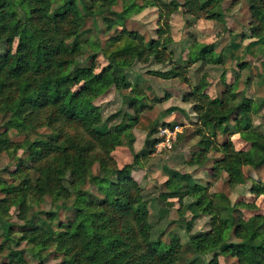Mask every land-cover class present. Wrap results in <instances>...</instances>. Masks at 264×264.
<instances>
[{
	"label": "trees",
	"instance_id": "trees-1",
	"mask_svg": "<svg viewBox=\"0 0 264 264\" xmlns=\"http://www.w3.org/2000/svg\"><path fill=\"white\" fill-rule=\"evenodd\" d=\"M136 1L133 0L134 6ZM143 1V8L159 9L158 37L146 41L136 32L118 33L102 48L111 67L98 74L96 56L88 60L86 67L78 64L86 50L80 41V31L86 23L84 14L96 20L102 16L109 26L122 24L125 17L112 10L116 0H65L57 7L56 0H0V45L8 47L0 55V119L5 128L0 133V153L23 149L30 160L19 159L17 170L11 175L13 182L0 179V191L5 194L0 199V264H28L25 251L15 249L23 243L31 247L39 264L45 263L43 253L50 249L60 256V264H202L203 258L211 254V264H220V255L235 258L239 264H264V216L237 219V205L223 192L198 190L191 175L164 167L169 178L165 185L173 197L188 183L187 195L196 198L188 207L196 217L193 219L202 213L210 216V230L189 238L195 257L184 263L180 238L172 236L169 244L161 236L153 238L147 193L133 176L139 170L140 155L122 168L113 157L122 146L124 134L131 129L147 134L150 150L142 156L152 154L159 142L153 139L158 123L141 114L145 106L135 96L130 98L129 106L136 109V115L124 113L123 120L110 127L111 118H119L121 113L104 121L95 101L112 86L119 91L132 89L128 70L137 61L154 59L163 63L172 56L173 14L182 10L190 15L203 13L225 23V0H183V4L177 0ZM246 1L252 38L257 40L248 49L264 47V0ZM107 12L111 17L106 16ZM233 48L239 49V45L234 44ZM198 61L221 64L225 57L217 54L213 45H202L188 60H172L174 67L170 71H156L153 75L171 80ZM239 66L244 68L246 63L240 62ZM207 88V82L201 81L184 97L185 102L195 101L201 124L211 133V139L204 137L201 141L203 151L190 164L207 160L210 145L215 144L212 137H217L218 131L228 133L234 122V132L252 149L238 151L232 141L215 145L214 150L223 157L215 161L213 174L216 179L226 174L230 186L243 185L245 166L264 165V132L253 123L252 101L246 97L236 100L240 94L236 83L226 85L215 99ZM176 111L181 109L167 110ZM44 129L50 133L33 140L27 138L21 144L14 143L10 136L15 131L30 137ZM251 191L264 195V185L255 182ZM47 196L69 204L65 220L54 212L40 211L31 216ZM185 196H180V203ZM158 198L166 202L169 193ZM12 208H17L23 225L9 220ZM178 211L183 217V212ZM192 226V222L186 223L187 232Z\"/></svg>",
	"mask_w": 264,
	"mask_h": 264
},
{
	"label": "rangeland",
	"instance_id": "rangeland-1",
	"mask_svg": "<svg viewBox=\"0 0 264 264\" xmlns=\"http://www.w3.org/2000/svg\"><path fill=\"white\" fill-rule=\"evenodd\" d=\"M64 1L56 0V7L62 5ZM147 1L153 3L157 0ZM158 1L171 3L174 0ZM177 1L184 3L183 0ZM132 3L133 0H116V4L112 7L114 12L125 17L126 20L122 24L109 26L102 16L97 17L96 20V18L84 14L86 23L80 31V41L86 46V50L78 61L80 67L89 65L88 60L92 56H96V73L102 74L109 70L111 65L104 58L102 48H106L112 38L124 30L136 32L144 36L146 41L158 37L159 9L154 6L143 8V0H137L136 6ZM223 9L225 23L221 20L207 18V15L203 13L190 15L182 10L173 14L170 18L171 35L175 41L170 47V51L173 52L172 56H169L163 63H158L154 59L149 62L137 61L128 70L133 84L132 89L119 91L112 86L95 101V104L101 108L104 121L121 113L119 118H111L110 127L118 125L123 120L124 113L136 115V109L129 106L130 98L135 96L141 101L140 103L143 101V106H145L141 114L158 123V130L153 139H158L160 142L155 146L152 154L142 156L145 151L150 150V145L146 135L135 137L132 131V133L125 134L122 146L114 151L113 157L117 165L122 168L133 163L134 157L140 155V160L137 163L139 170L135 171L133 175L147 193L153 238L158 239L161 236L166 244L170 243L172 236L180 238L184 247L182 253L184 263L191 262L195 257L189 245V238L210 230V216L202 213L198 219L194 220L196 217L188 210V207L196 202V198L187 195L188 183H185L178 196L173 197L165 185L169 178L164 172V167L183 175H191L196 180L198 190L203 191L207 188L209 193L223 192L234 205H237L235 213L237 219L242 217L249 220L255 216H264V195L253 194L251 191L255 182L264 185V165L257 168L245 166L243 171L246 183L238 186H230L226 174H223L219 179H216L213 174L215 161L223 157L221 153L214 150L215 145L232 141L238 151L252 149L248 141L234 132V122L231 123L228 133L222 134L218 131L217 137H212L215 144L210 145L212 150L209 151L207 160L202 159V163L197 165L190 164L191 161H194L195 156L203 151L204 146L200 144L204 137L211 139L210 131L202 126L200 114L194 109L195 101H184L185 95H188L201 81L207 82V93L212 99L220 97L225 91L226 85L236 83V91L240 92L236 100L239 101L246 97L252 101L253 123L260 131L264 132V47L252 45L253 47L248 49V46L257 40L252 38L250 29L252 19L246 0H225ZM25 10L30 12L29 9ZM106 16L111 17L108 12ZM93 42L96 43L94 46L90 44ZM234 44H238L239 49L233 48ZM202 45H213L217 54H223L225 62L210 64L198 61L192 67L183 70L182 76L171 80L153 75V72L156 71H170L174 67L172 60L174 63H177L175 61L179 59L188 60L190 55L194 51H198ZM7 51L6 44L0 45V55ZM240 62L246 63V66L241 68ZM171 107H178L181 111L168 113L167 110ZM3 123L4 121L0 119V133L5 131V128H2ZM138 132L141 131L138 130ZM49 133V129H44L29 137V135L11 131L10 136L14 143L21 144L27 138L33 140ZM256 147L259 148V146ZM24 157L23 149L0 153V179L13 182L14 177L11 175L17 170L19 159ZM25 158L29 160V158ZM87 188L89 187L87 186ZM92 190L96 192L94 187ZM163 193H169V199L166 202L158 198ZM181 195H186L182 203L179 201ZM4 197L5 194L0 191V199ZM68 206L69 204L65 201L47 196L41 206L32 211L31 216L40 211L54 212L59 215L61 220H65ZM179 209L181 213L183 212V217H180ZM17 215V208H12L8 218L18 225H23L24 223L19 221ZM191 222L193 226L187 232L186 223ZM2 233L0 229V235ZM15 249L25 251L24 256L28 264L40 263L38 257L34 256V251L31 247L26 246V243ZM43 257L45 258L44 264L61 263V258L54 249L44 252ZM213 259L214 254L207 255L203 258L202 264H211ZM219 261L220 264H239L235 258L229 256L220 255Z\"/></svg>",
	"mask_w": 264,
	"mask_h": 264
},
{
	"label": "crops",
	"instance_id": "crops-1",
	"mask_svg": "<svg viewBox=\"0 0 264 264\" xmlns=\"http://www.w3.org/2000/svg\"><path fill=\"white\" fill-rule=\"evenodd\" d=\"M132 131L134 132V133H132ZM139 131H141V130H139ZM132 133L135 137H137V136H139V137H142V136H144V135H146V139H147V134L145 133V132H143V131H141V132H138V129H131V130H128L125 134H127V133ZM125 134H124V136H125ZM123 136V137H124ZM158 140V139H157ZM148 141V140H147ZM159 141V140H158ZM122 142H123V138H122ZM160 142V141H159ZM158 142V143H159ZM149 143V142H148ZM157 143V144H158ZM156 144V145H157ZM149 145H150V143H149ZM134 173V172H133ZM134 176V175H133ZM135 177V176H134ZM135 179H136V177H135ZM138 180V179H137ZM143 187V186H142Z\"/></svg>",
	"mask_w": 264,
	"mask_h": 264
}]
</instances>
